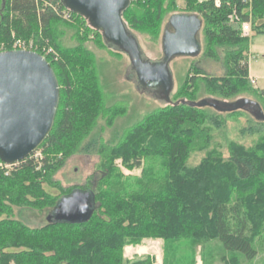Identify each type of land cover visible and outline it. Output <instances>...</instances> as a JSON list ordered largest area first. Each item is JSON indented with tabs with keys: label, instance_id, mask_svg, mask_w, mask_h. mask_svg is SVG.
I'll return each mask as SVG.
<instances>
[{
	"label": "trees",
	"instance_id": "obj_1",
	"mask_svg": "<svg viewBox=\"0 0 264 264\" xmlns=\"http://www.w3.org/2000/svg\"><path fill=\"white\" fill-rule=\"evenodd\" d=\"M164 1L174 2L131 0L122 14L126 28L131 32V21L133 27L148 28L147 22L160 13ZM187 2L186 12L179 15L197 17L206 40L223 48L226 76H203L208 91L223 99L249 92L264 107V90L252 87L248 79L249 39L241 38L231 21L250 22L254 34H264V0H219V5L214 0ZM128 13L131 18H124ZM70 19L78 25L87 23L60 0H0V47L7 52L16 40L42 43L51 51L52 61L45 59L59 85L53 127L38 148L42 158L31 154L11 165L10 172L0 167V264H125L122 252L127 245H138L144 238H184L190 232L215 239L235 262L252 264L264 253V137L254 149L232 144L228 162L212 159L210 153L197 167H186L183 161L189 152L211 141L210 127L202 126L219 120V112H208L211 107L170 104L153 112L124 129L115 143H98L96 154L102 158L103 171L94 182L68 190L52 182L63 164L58 155L89 153L82 140L101 114L111 110L104 107L91 54L81 44L63 48L59 41L58 25ZM88 30L94 31L89 25ZM206 53L213 56L212 50ZM195 81L196 77L189 78L188 86ZM257 101L253 102L264 115ZM237 112L249 114L243 110L226 114ZM249 115L264 126V120ZM153 157L164 159L163 170L156 175L148 169L146 182L124 178L119 171V167L141 169L144 160ZM0 164H4L1 158ZM111 182L116 187L105 190ZM44 185L60 189V196L47 192ZM78 189L91 192L95 204L84 223L31 228L12 217L14 207L52 210L59 199Z\"/></svg>",
	"mask_w": 264,
	"mask_h": 264
},
{
	"label": "rangeland",
	"instance_id": "obj_2",
	"mask_svg": "<svg viewBox=\"0 0 264 264\" xmlns=\"http://www.w3.org/2000/svg\"><path fill=\"white\" fill-rule=\"evenodd\" d=\"M144 3L146 0H132L133 3ZM188 0H174V2H165L160 13L153 15L147 22V27H133L130 24V30L134 35L138 46L144 57L157 65L165 64L169 75V84L171 91L169 100L171 103L179 101L197 103L202 99L210 98L228 104L235 103L241 99L257 101L255 95L249 92H242L235 97L223 99L208 91L203 76L212 78L225 77L227 70L224 63L223 48L215 47V44L208 42L204 36L202 28H199L198 35L195 38L198 54L195 57L176 56L165 62L163 52V35L168 28L170 18L174 15L184 14ZM248 12L253 8L252 1L248 2ZM148 6V4H147ZM131 13L125 14L124 18L130 19ZM65 19V18H64ZM251 19V14L249 16ZM64 24L58 25L57 30L59 41L63 48L75 47L79 44L89 52L93 58L92 67L95 70L100 92L103 98L104 107L108 110L101 114L95 127L89 136L81 142V146L89 145V153H77L67 158L62 154L58 158L63 161L61 168L52 176V182L63 190L70 188H79L94 182L103 171L101 165L102 158L96 154L99 148L98 143H115L124 129L141 122L149 114L162 110L170 104L160 98L145 93L136 83L137 77L131 68V62L127 54L123 52L110 50L103 45L102 38L96 35L94 31L88 30L87 23H73V19ZM233 23L237 27L241 38L249 39V49L247 53V64L249 70L248 79L251 77L255 81L252 87L264 90V34H254L251 23L244 24L234 18ZM77 22V21H76ZM71 23V24H69ZM149 24V25H148ZM246 25L248 31L247 37L243 36L242 26ZM85 26V27H84ZM250 31V33H249ZM45 42V41H44ZM47 42V41H46ZM48 43V42H47ZM35 44L36 52H45L48 48L42 46V43ZM50 46V44H48ZM2 47H0L1 49ZM41 48V50H40ZM45 49V50H44ZM207 50L213 51V56L207 55ZM55 51V50H54ZM57 52V51H55ZM59 55V53H56ZM49 59L52 58L48 55ZM244 63V62H243ZM196 77L194 86L189 87V78ZM192 89V90H190ZM261 109L264 107L257 101ZM213 109V108H212ZM209 113L215 114L218 111L209 110ZM215 112V113H214ZM219 112L217 123L208 124L204 122L203 127H210L211 141L201 149H192L183 161V165L188 168H194L204 162L207 156L216 160L228 162L231 156L230 146L236 145L244 149H254V146L264 137V126L257 124L253 118L245 112L235 114H226ZM38 151V150H37ZM36 158L41 159V151L37 152ZM163 158H147L143 162L141 169L127 170L119 167L120 173L129 180L135 182H146V171H156L158 175L162 170ZM119 163V162H116ZM215 167V166H214ZM216 169V167H215ZM12 168H7L10 172ZM156 175L153 174L155 177ZM29 183V182H26ZM116 187L111 182L105 187V190H111ZM44 188L54 196H60V189L44 185ZM231 194V193H230ZM232 197V195H231ZM257 200V198H256ZM12 217L21 221L31 228H37L48 223L47 215L51 213L50 208L42 212L24 208H13ZM38 215L39 219L34 216ZM198 238L194 232H190L184 238L163 241L162 239L144 238L138 245H127L124 247L122 257L125 264H150V259L145 256L149 253L148 247H155L153 259L155 264H248L243 261L235 262L234 258L223 248L215 239ZM151 241V242H150ZM154 241V244L152 243ZM159 241V242H158ZM159 243V244H157ZM197 243H202L200 246ZM139 249H135L137 248ZM126 248V249H125ZM127 248H133L134 250ZM137 250V258L128 259L131 253ZM126 254L128 256L126 257ZM136 256V255H135ZM234 260V261H233ZM252 264H264V253L260 254Z\"/></svg>",
	"mask_w": 264,
	"mask_h": 264
},
{
	"label": "water",
	"instance_id": "obj_3",
	"mask_svg": "<svg viewBox=\"0 0 264 264\" xmlns=\"http://www.w3.org/2000/svg\"><path fill=\"white\" fill-rule=\"evenodd\" d=\"M130 1L60 0L65 9L83 18L102 35L108 49L128 55L140 89L172 104L167 66L149 62L144 57L122 19ZM168 28L163 35L165 62L176 56L195 57L198 54L195 38L201 23L197 17L174 15ZM58 102L57 78L43 56L32 51L0 53V158L4 164L18 163L38 150L53 127ZM173 104L208 106L218 112L243 110L258 120H264L257 104L247 99L232 104L210 98L197 103L179 101ZM94 209L91 192L74 190L59 199L47 215L48 223H84Z\"/></svg>",
	"mask_w": 264,
	"mask_h": 264
},
{
	"label": "built area",
	"instance_id": "obj_4",
	"mask_svg": "<svg viewBox=\"0 0 264 264\" xmlns=\"http://www.w3.org/2000/svg\"><path fill=\"white\" fill-rule=\"evenodd\" d=\"M214 3H215V5H219V0H214ZM65 17H67V15H65ZM247 23H244V24H247ZM244 24L242 26V31L245 33V35H243V36L247 37L248 36L247 35L248 31L246 30V27H245L246 25H244ZM249 33H250V31H249ZM34 48H36V47H34V44L32 42H28L27 43V42H24V41H21V40H16L13 43V45L11 46V50L10 51H32V52L38 53V52H36V50H34ZM42 51L43 50H41L38 54H40L44 58L51 54L50 53L51 52L50 49L45 50V52H42ZM2 52H5L3 47L0 49V53H2ZM249 81H250L251 84L255 85V81H254L253 78H250ZM33 155L36 157L37 152L33 153ZM11 165H14V164H3V165L0 164V167H3L5 169H7V168H10Z\"/></svg>",
	"mask_w": 264,
	"mask_h": 264
},
{
	"label": "crops",
	"instance_id": "obj_5",
	"mask_svg": "<svg viewBox=\"0 0 264 264\" xmlns=\"http://www.w3.org/2000/svg\"><path fill=\"white\" fill-rule=\"evenodd\" d=\"M248 76H249V70H248ZM250 77V76H249ZM252 78V77H251ZM34 218L36 219H39V216L38 215H36V216H34ZM40 220V219H39ZM151 242V241H150ZM159 242V241H158ZM152 243L154 244V241H152ZM157 244H159V243H157ZM126 249V248H125ZM128 250H130V249H132V250H134L133 248H127ZM135 249H138V247L137 248H135ZM148 250H149V253H147L145 256H148L150 259H148L149 261H150V264H155V261H154V259L156 258L155 256H154V253H155V247H153V246H149L148 247ZM138 251H139V249H138ZM138 252H137V250H135V253L133 252V253H131V256L130 257H127L128 256V254H126V257L128 258V259H133V258H137V256H140V254H137ZM136 255V256H135ZM153 256H154V259H153ZM141 257V256H140Z\"/></svg>",
	"mask_w": 264,
	"mask_h": 264
},
{
	"label": "flooded vegetation",
	"instance_id": "obj_6",
	"mask_svg": "<svg viewBox=\"0 0 264 264\" xmlns=\"http://www.w3.org/2000/svg\"><path fill=\"white\" fill-rule=\"evenodd\" d=\"M191 16V15H190ZM169 29V28H168ZM169 32H171V28L168 30Z\"/></svg>",
	"mask_w": 264,
	"mask_h": 264
}]
</instances>
